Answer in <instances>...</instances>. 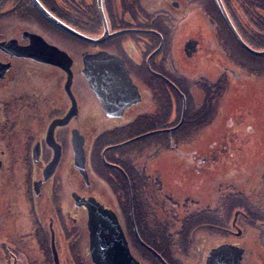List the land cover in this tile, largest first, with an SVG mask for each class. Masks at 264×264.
Masks as SVG:
<instances>
[{
	"label": "flooded vegetation",
	"instance_id": "af4514ba",
	"mask_svg": "<svg viewBox=\"0 0 264 264\" xmlns=\"http://www.w3.org/2000/svg\"><path fill=\"white\" fill-rule=\"evenodd\" d=\"M36 1L81 34L94 39L105 33L99 0H0V264H97L91 250L89 209L82 203L89 197L117 216L138 264H264V172L257 181L237 180L231 190L217 192L214 207L187 208V201L186 207L180 206L184 208L177 203L164 207V212L152 210L151 216L146 203L143 206V198L163 195L149 189L156 172L160 183L165 172L164 164L153 171V157L174 144L170 135L163 134L161 144L152 138L145 145L141 138L170 133L177 115L174 99L198 86L193 78L187 80L183 69L190 67L182 69L176 62L169 43L173 30L168 12L158 8L164 4L101 0L112 35L95 42L59 27ZM189 2L197 3L204 16L219 25L208 14V3ZM171 5L181 7L176 0ZM216 31L223 37L221 29ZM64 41L68 48L62 46ZM42 44L49 52L59 48L71 57L75 110L66 87L69 73L49 61L53 56L44 54ZM200 44L197 37L185 38L183 50L190 60ZM102 56L124 61L140 93L138 101L123 107L121 86L112 78L118 73H105L104 83L112 86L105 102L96 93L84 70L86 60L96 70ZM242 56L247 61L231 53V62L254 71L255 60ZM98 73L92 72L95 77ZM212 84L218 91L216 81ZM198 87L208 108L196 104L198 109L191 112L194 122L207 118L216 96L210 84ZM71 110L69 122L58 125V119ZM207 119L203 126L210 123ZM196 125L188 124L186 129L192 126L197 132ZM143 127L146 130L138 133ZM74 130L84 140L85 173L76 165ZM109 190L118 200L119 212L102 201L101 193ZM188 195L185 198L192 201ZM172 196L167 192L166 197ZM130 197L137 204L133 213L126 207Z\"/></svg>",
	"mask_w": 264,
	"mask_h": 264
},
{
	"label": "rangeland",
	"instance_id": "374dc122",
	"mask_svg": "<svg viewBox=\"0 0 264 264\" xmlns=\"http://www.w3.org/2000/svg\"><path fill=\"white\" fill-rule=\"evenodd\" d=\"M155 1L156 6L163 3L164 5L158 8H164L163 10L168 12L169 23L173 29L169 43L175 51L176 62L178 60L182 65L181 68L190 67L183 69L188 82L193 78L198 86L210 84L216 96L206 114L207 118H211L210 123L194 133L191 129H186L187 126H182L179 130L177 128L182 124L180 121L183 108L184 117L187 110L192 112L198 109L196 104L199 105V102L202 103L203 110L208 108L206 102L202 101V89L192 86L193 92H186V95L174 99V116L177 115L173 119L174 127L170 132L174 147L162 155L156 154L153 157V171L156 172V167L164 164L165 172L162 173V183L159 182L156 172L155 180L150 182L149 188L153 189L152 191H162L163 195L143 198V206L146 203L150 215L152 210L156 212L160 208L164 212V207L172 208L177 203L179 208H184L180 206L186 207L187 201V208L199 210L214 207L216 204L213 198L217 192L231 190V184L237 180L257 181L264 172V55L254 56L255 68L251 67L254 71L248 72L239 64L231 62V53L236 55L239 51L233 48V44L222 47L223 37L219 38L216 31L220 29L219 25L213 24L204 16L197 3L189 2L188 5V0H176L181 3V7L174 9L171 0L170 3L167 0ZM188 36L197 37L201 42L193 60H190L183 50L185 38ZM67 44L68 42L64 41L62 46L68 48ZM211 81H216L218 91ZM77 83L80 82L77 80ZM145 130L143 127L138 133ZM203 133L205 137L202 136ZM177 134L183 136V141L177 140L180 136ZM237 159H241V162ZM239 187L246 190L241 184ZM263 189L262 187L261 190ZM167 192L173 196L166 197ZM188 194L192 195V201L185 198ZM101 195L104 203L120 211L118 200L110 190ZM210 202L211 204H208ZM78 214L80 215V212ZM206 215L210 216L209 211ZM255 233L258 231L255 230Z\"/></svg>",
	"mask_w": 264,
	"mask_h": 264
},
{
	"label": "water",
	"instance_id": "95a60500",
	"mask_svg": "<svg viewBox=\"0 0 264 264\" xmlns=\"http://www.w3.org/2000/svg\"><path fill=\"white\" fill-rule=\"evenodd\" d=\"M219 7L225 17L227 23L230 25L233 33L235 34L238 41L244 46L247 50L252 52L253 54L257 55H264L263 50H256L252 48L241 36L239 31L237 30L236 26L232 22L229 13L223 3V0H217ZM37 6L41 9V11L51 19L55 24L59 27L64 29L65 31L82 37L84 39L95 41V42H102L108 36L112 35L109 33V29L106 26V18L104 15L103 7L101 0H99V8L103 15V20L105 24V33L98 38H90L84 34H81L76 29L71 27L70 25L66 24L65 22L58 19L52 13H50L43 5L36 1ZM44 47V45L42 44ZM45 53L48 56H53L50 58L52 62H58V65L64 67L68 73V80H67V90L70 92V96L73 100V108L76 109V100L73 97V94L70 90V86L72 84V75L70 65L72 63L71 57L68 53L62 49H57L58 51L49 52L45 47ZM56 49V48H55ZM55 55H58V58H54ZM113 56V55H112ZM116 57V56H115ZM112 59L107 58L106 56H102L99 59L98 67L96 70H92L91 67L88 65L85 68V73L87 75L88 80L93 85L94 90L96 93L102 98L105 102L107 100V93L110 87L109 84L104 83L107 79V75L105 73H118V76H112V78L117 80V83L121 86V92L123 94L122 100L123 107L128 106L129 104L136 102L140 99V93L138 91L137 86L133 83L132 78L130 76L129 70L127 69L124 61L122 59ZM92 72H99L96 77ZM95 81V82H94ZM101 82V84L97 85L96 82ZM184 112L185 108H183V115L180 121V124L183 122L184 119ZM73 112L72 110L70 113L61 119H58V125H65L69 122ZM84 140L83 137L79 134L78 131L73 132V147L75 152V159L76 165L85 173V150H84ZM60 153L61 149H58V162L60 160ZM86 207L89 209V225L91 230V250L93 259L97 264H138L135 258L133 257L130 247L125 236L124 231L120 225V222L117 216L112 211H107L105 207L95 198L89 197L82 202ZM130 203L133 213V204H132V197H130Z\"/></svg>",
	"mask_w": 264,
	"mask_h": 264
},
{
	"label": "trees",
	"instance_id": "16d2710c",
	"mask_svg": "<svg viewBox=\"0 0 264 264\" xmlns=\"http://www.w3.org/2000/svg\"><path fill=\"white\" fill-rule=\"evenodd\" d=\"M204 2L208 3V8H207L208 14L211 15L213 21L218 23L220 26V29H221V32L223 35V41L222 42H223L224 47H228V46L233 44L234 45L233 48H235V50L239 51L238 54H239L240 61H247L246 58H243L242 54L244 55V57L250 56L253 59L255 58L254 56H259L257 54H253L252 52L247 50L238 41V39L236 38V36L233 34L232 30L228 26L225 18L223 17L221 10L218 6L217 0H204ZM224 2L226 4L230 14L235 18L236 26H237L239 32L241 33V35L243 36L244 40L252 48H254L256 50H263L264 49V0H224ZM241 14L246 15L248 17V22H245L241 18V16H242ZM224 37H226V40H224ZM253 63L255 64V61H253ZM179 112H180V110H179ZM191 114H192L191 111L187 110L186 115L184 117V120H183L182 124L180 125V127L177 128V130H179L182 126L185 127L188 124L195 125V123H197L196 126H198L197 127V130H198L199 128L203 127V125L206 122H208L207 118H200V119L198 118L194 122V119L191 116ZM191 131H192V133H194V131L192 130V126H191ZM184 132H185V130H184ZM162 135L167 136V135H170V133L168 131H166V132H160L158 134L144 135V136H142L141 139L143 140L145 145L147 144L146 142H148L149 140H152V138H155V142L157 144H161L163 141L165 142V138ZM177 136H179L177 138V140L179 142L183 141V136H181V134H177ZM163 138H164V140H163ZM151 143H152V141L149 142V144H151ZM124 185H125V189H126L128 187V183H126ZM131 185L133 186V184H131ZM132 204H133V207L137 206L134 198L132 199ZM129 206H130V200H129V198H127L126 199V207L128 208Z\"/></svg>",
	"mask_w": 264,
	"mask_h": 264
}]
</instances>
